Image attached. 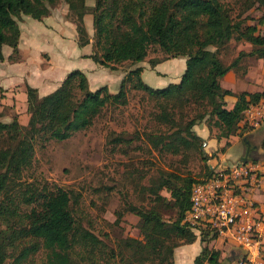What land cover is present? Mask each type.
I'll return each mask as SVG.
<instances>
[{
    "label": "trees",
    "instance_id": "1",
    "mask_svg": "<svg viewBox=\"0 0 264 264\" xmlns=\"http://www.w3.org/2000/svg\"><path fill=\"white\" fill-rule=\"evenodd\" d=\"M55 1L0 0V59L4 44L17 52L21 15L40 19L49 14L48 4ZM64 1L74 10L80 23L71 19L77 33H81L77 42L85 45L90 41L82 36L86 32L82 24L85 0ZM240 6L238 12L232 14L223 0H95L93 25L101 49L98 55L90 54L95 61L111 69L115 68L114 63H136L145 59L150 44L157 43L170 56H184L185 69L178 82L153 87L141 78V66H137L125 73L116 92H110L106 84L90 89L86 74L77 68L44 95L40 96L35 87L27 85V124H20L16 118L10 122L0 121V221L4 225L0 228V264H7L9 257L11 264H22L41 246L48 250L49 262L56 260L66 264L75 241L83 239L87 245L100 243L93 233L77 225L70 209L68 190L61 186H29L21 190L16 184L33 156L38 135L62 140L91 125L107 103H127V82L160 100L161 108L155 117L160 123L169 124L168 128L172 127L161 133L149 132L147 139L151 146L173 152L197 148L204 138L193 126L207 114L214 117L213 124L219 128L218 138H228L246 129L244 125L239 127L243 111L250 103L264 99V90L241 91L236 94L234 105L227 108L224 96L232 91L219 84V78L244 56L264 57V31L257 23L246 22L250 16L242 15L249 9L264 10V0H242ZM258 22H263V18L258 17ZM231 38L246 40L251 48L240 50L225 63L220 52ZM159 60L152 58L150 63ZM167 100L179 104L191 101L204 110L180 125L165 103ZM6 136L13 141L3 144ZM114 139L121 140L119 136ZM209 168L207 164L206 174ZM200 178L167 169L150 176L145 189L152 204L147 207L131 203L127 207L139 216L141 237L123 238L119 262L113 264H153L151 261L155 258L158 264H173L174 247L192 242L197 236L182 223V218L190 205L191 185ZM163 188L170 191V199L161 193ZM17 197L24 203L35 204L28 211H20ZM164 205L175 207L173 218L163 217L160 208ZM199 237L209 242L214 234L209 236L202 232ZM125 248L130 249L129 256L122 254ZM219 253V249L204 244L194 264H218Z\"/></svg>",
    "mask_w": 264,
    "mask_h": 264
},
{
    "label": "rangeland",
    "instance_id": "2",
    "mask_svg": "<svg viewBox=\"0 0 264 264\" xmlns=\"http://www.w3.org/2000/svg\"><path fill=\"white\" fill-rule=\"evenodd\" d=\"M241 1L223 0L225 8L232 14L241 8ZM85 3L86 11L82 24L86 32H83L82 36L88 37L92 45L79 46L73 38L65 40L70 48L73 47L71 49L75 56L73 59L77 62L75 67H83L86 60L77 58V49L81 52H96L97 55L101 52L93 25L95 0H85ZM64 8L66 9L64 17L69 20L75 19L78 23L76 13L70 10L68 3L64 0H56L53 4H48L49 13L52 14L49 19L54 28L45 31L44 34L39 33L38 36L40 43H46L45 46L48 45L50 51L51 44H56L59 38L61 28L57 27L55 22H58V14L62 13ZM245 14L250 16L246 19L247 23H257L258 28L263 29L264 10L249 9L242 13L243 16ZM25 16L30 18V21H35L31 16ZM258 17H262L263 22L259 23ZM64 33L67 34V32ZM80 34L76 31V40ZM236 41L231 38L221 49L220 55L225 63L230 62L236 54L238 49ZM241 41L244 42V40ZM169 56L170 54L164 52L157 43H152L149 45L145 60L150 62L152 58L164 59ZM102 71L99 74L101 83L94 86V82L91 81L92 89L107 83L110 92L118 91L119 84H116L117 82L112 78V73L105 68ZM143 76L149 85L155 86L152 78L156 77V72L152 68L145 70ZM129 84V82L126 83L127 103H107L91 125L72 132L68 138L58 140L38 135L34 141L33 156L16 184V188L21 190L29 186L65 188L70 194V209L77 225L90 231L100 240V243L95 245H87L83 239L75 241L69 250L66 264L119 262L121 240L126 237H141L139 216L127 210L128 204L147 207L152 204L151 196L146 192L145 187L149 183L150 176H157L159 170H173L181 175L189 174L193 178L203 177L207 172L206 165L211 156L203 149L201 143L197 148H183L178 152L151 146L147 139L149 132L161 133L172 127L168 128L169 124L160 123L155 117L161 108L160 100ZM165 103L180 125H184L204 110L203 106L191 101L179 104L173 100H167ZM213 118L208 114L205 115L204 118L196 120L193 129L197 132V129L205 128L209 132L208 137L219 139L217 137L219 128L213 124ZM255 129L238 130L239 151L237 153L240 155L245 148L242 138L244 136L249 138L248 132ZM116 136H119L121 140L116 141L114 139ZM251 137L253 142V135ZM4 140L3 144L13 141L7 136ZM229 145L230 143L227 142L222 149L217 150H211L212 145H209L207 150L212 152V157L215 156V159L227 160V151H223ZM262 146L264 148V141ZM229 152L231 156L236 154L232 150ZM255 159L262 160L264 157L257 155ZM161 193L166 198H171L168 189L163 188ZM16 202L19 204L20 211H28L35 204L34 202L24 203L18 197ZM160 209L165 219L175 216V207L164 205ZM3 226L0 221V228ZM223 242H225L223 238H218L216 244L222 246ZM122 254L129 256L130 249L125 248ZM11 260L12 258L9 257L7 264H11ZM151 262L158 264V259L155 258ZM22 264L62 263H57L56 260L49 262L48 250L41 246Z\"/></svg>",
    "mask_w": 264,
    "mask_h": 264
},
{
    "label": "crops",
    "instance_id": "3",
    "mask_svg": "<svg viewBox=\"0 0 264 264\" xmlns=\"http://www.w3.org/2000/svg\"><path fill=\"white\" fill-rule=\"evenodd\" d=\"M65 13L66 9L64 8L63 12L58 14V22H55L57 27L60 26L61 31L59 32L56 44H51V51L48 49V45L45 46L46 43H40L38 36L39 33L44 34L45 31L54 28L49 19L52 16L51 13L40 19L32 17L35 21H30V18H26V14H22V17L18 19L20 35L17 52H14L13 47L8 44L2 46L3 57L0 59V121L10 122L13 118H16L20 124L26 125L29 120L27 85L35 87L39 95H44L54 90L66 77L67 73L75 68L84 71L90 89H92V86H90L91 81L94 82V86H97L100 80H102L99 74L103 72L104 68L112 73V78L115 79L116 84H119V86L125 73L137 66H141L140 74L144 81L143 74L145 70L152 68L156 72V77L152 78V82L157 87L180 80L185 69L186 59L181 55L169 56L160 59L154 64L147 62L145 59L136 63L123 61L121 63H114L115 68L111 69L95 61L90 56L92 51L81 52L77 49V58H85L86 60H84L83 67H75L77 62L73 59L75 58L71 50L73 47L70 48L65 40L73 38V41L77 45L79 44L75 36V24L64 17ZM261 31H264V25ZM64 32H67V34ZM236 42L238 43V49L234 57L240 50L248 51L251 48V44L246 40H244L245 44L241 40ZM86 44L92 45V42L89 41ZM105 84L108 87V84ZM219 84L222 88L232 91V94L224 96L227 108H231L234 105L237 100L236 94L241 91H263L264 57L244 56L237 65L230 68L219 78ZM261 101L264 102V99ZM199 129H197V133L202 138L208 139L210 146L212 145L211 150L222 149L223 145L229 142L230 145L223 152L227 151L226 156L228 159L231 158L230 160L240 159L241 155L237 153L239 151L237 134H231L228 138L222 137L221 139H217L215 137H208L209 132L205 128ZM248 137L250 142L256 144L258 147L256 154L264 157V148L262 146V141H264V123L254 131L248 132ZM229 150L234 151L236 154L231 156ZM261 162L264 168V159ZM253 195L261 203L264 202V192L258 191ZM217 241L218 238H214L209 242H203L197 235L192 242L180 243L174 247L173 264H194V258L200 253L204 244L220 250L218 264H236L234 254L237 256L239 252L238 247L226 242H223L222 246H220L216 244Z\"/></svg>",
    "mask_w": 264,
    "mask_h": 264
},
{
    "label": "built area",
    "instance_id": "4",
    "mask_svg": "<svg viewBox=\"0 0 264 264\" xmlns=\"http://www.w3.org/2000/svg\"><path fill=\"white\" fill-rule=\"evenodd\" d=\"M262 123L264 102L258 101L245 108L239 127L255 129ZM209 145L204 138L202 147L210 155ZM208 164L209 173L191 185L190 205L182 223L198 236L206 232L236 245V264H264V202L253 195L264 192L263 163L213 156Z\"/></svg>",
    "mask_w": 264,
    "mask_h": 264
},
{
    "label": "water",
    "instance_id": "5",
    "mask_svg": "<svg viewBox=\"0 0 264 264\" xmlns=\"http://www.w3.org/2000/svg\"><path fill=\"white\" fill-rule=\"evenodd\" d=\"M242 142L245 146L244 153L240 156V160L247 161V160H254L257 158L256 151L258 149L256 144H251L250 140L244 136L242 138ZM233 253V252H232ZM234 257L236 258V254H234Z\"/></svg>",
    "mask_w": 264,
    "mask_h": 264
},
{
    "label": "flooded vegetation",
    "instance_id": "6",
    "mask_svg": "<svg viewBox=\"0 0 264 264\" xmlns=\"http://www.w3.org/2000/svg\"><path fill=\"white\" fill-rule=\"evenodd\" d=\"M251 144H252V143H251ZM243 153H244V151H243ZM243 153H242V154H243ZM242 154H241V155H242Z\"/></svg>",
    "mask_w": 264,
    "mask_h": 264
}]
</instances>
